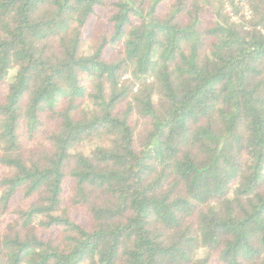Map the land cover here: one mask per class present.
Wrapping results in <instances>:
<instances>
[{
  "label": "trees",
  "instance_id": "trees-1",
  "mask_svg": "<svg viewBox=\"0 0 264 264\" xmlns=\"http://www.w3.org/2000/svg\"><path fill=\"white\" fill-rule=\"evenodd\" d=\"M0 167V264H264V0H0Z\"/></svg>",
  "mask_w": 264,
  "mask_h": 264
},
{
  "label": "rangeland",
  "instance_id": "rangeland-1",
  "mask_svg": "<svg viewBox=\"0 0 264 264\" xmlns=\"http://www.w3.org/2000/svg\"><path fill=\"white\" fill-rule=\"evenodd\" d=\"M109 1H112V0H109ZM107 14H108V12H105L104 17L107 16ZM100 26L103 27V28H106L107 27V25H106V23H105L104 20L101 21ZM86 32L89 33V29L88 28H86ZM105 53L107 55L108 54V51L105 52ZM1 173H2V168L0 167V175H1ZM71 184H72V181L71 180H68V181L65 182V185H64L65 186V192H64V196L65 197H68L69 196V191L68 190H69ZM11 203H12V205L19 203L22 206H26L28 204V201H25V200L21 199L20 196H17V197H15L12 200ZM71 215H72V217L75 218V220L79 221L83 225H87V218L84 215L78 213L77 211H71ZM46 234H47V232H43V236L44 237H46Z\"/></svg>",
  "mask_w": 264,
  "mask_h": 264
}]
</instances>
